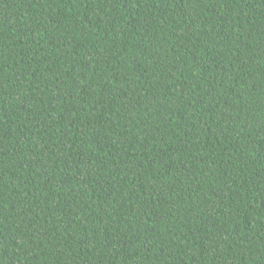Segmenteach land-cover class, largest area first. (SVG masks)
Returning <instances> with one entry per match:
<instances>
[{"label": "trees", "instance_id": "16d2710c", "mask_svg": "<svg viewBox=\"0 0 264 264\" xmlns=\"http://www.w3.org/2000/svg\"><path fill=\"white\" fill-rule=\"evenodd\" d=\"M0 264H264V0H0Z\"/></svg>", "mask_w": 264, "mask_h": 264}]
</instances>
